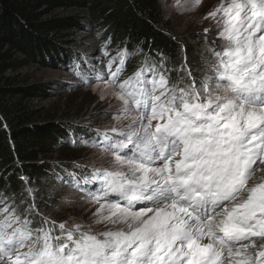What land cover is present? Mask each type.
Returning <instances> with one entry per match:
<instances>
[{"label": "snow or ice", "instance_id": "obj_1", "mask_svg": "<svg viewBox=\"0 0 264 264\" xmlns=\"http://www.w3.org/2000/svg\"><path fill=\"white\" fill-rule=\"evenodd\" d=\"M209 17L222 45L205 50L200 68L185 52L171 84L163 53L123 81V53L109 70L99 98L111 89L114 123L81 141L101 163L68 183L79 202L98 205L93 223L105 230L57 224L32 187L23 212L0 193V264H264V0H221ZM97 182V192L83 187Z\"/></svg>", "mask_w": 264, "mask_h": 264}, {"label": "trees", "instance_id": "obj_2", "mask_svg": "<svg viewBox=\"0 0 264 264\" xmlns=\"http://www.w3.org/2000/svg\"><path fill=\"white\" fill-rule=\"evenodd\" d=\"M85 30L96 32L108 72L119 65L120 53L124 61L129 59L121 79L143 65H156L163 53L167 59L161 71L171 84L178 76L171 69L183 62L185 52L191 65L200 68L204 63L198 60L199 53L220 48L207 36L180 41L159 0H0V193L8 203L18 201L23 212L27 206L21 204L23 189H37L35 203L57 224L61 221L52 215L59 200L54 190L69 183L70 173L82 178L74 171L79 160L75 138L88 132L73 125V116L67 114H74L77 107L59 108L52 102L55 89L33 83L30 70L64 67L68 62L70 66L78 33ZM108 45L115 52L111 57L105 49ZM73 70L82 75L80 65ZM54 176L62 177L63 183L53 181ZM24 198L33 199L27 194ZM31 218L33 228L41 226V217ZM54 233L59 235V229Z\"/></svg>", "mask_w": 264, "mask_h": 264}, {"label": "rangeland", "instance_id": "obj_3", "mask_svg": "<svg viewBox=\"0 0 264 264\" xmlns=\"http://www.w3.org/2000/svg\"><path fill=\"white\" fill-rule=\"evenodd\" d=\"M165 19L168 20L175 31L177 38L180 41L191 39L192 37H210L213 41L218 43L220 47L223 43L219 36L222 30V25H217L210 17L205 19V15L214 7L221 3V0H202L199 5L194 4V0H159ZM218 13V18H219ZM205 29H209L205 32ZM96 32H79L77 36L78 45L72 49L71 52V68L69 62L64 67L57 66L54 68L34 67L30 70L32 74L33 83H47L53 87V101L61 109L75 106L76 111L74 114L67 113L69 117L73 116V125L79 127L82 131L88 132L85 137H76L75 147L79 160L75 165L74 171L88 172L90 174L93 164L99 166L101 163L100 153L94 151L91 145L85 146L81 143L83 140H90L96 137V131H104L106 127L114 123L111 113L114 109L109 108V104L116 105L118 101L110 94L111 89H108L109 94L105 99L101 100V91L108 88L106 80L110 79L107 69L106 56L102 54V47L98 44ZM103 35V34H102ZM110 45L106 46L108 51L107 56L111 57L115 52L109 51ZM194 46L191 50L196 49ZM205 50L198 55V60L204 63L203 56ZM80 65V70L83 71L82 75L76 74L73 70L76 65ZM75 65V66H74ZM58 68V69H57ZM64 68V69H63ZM172 83V82H171ZM108 115H105V112ZM128 120L122 121L120 126H126ZM154 124V123H153ZM90 133H95L91 135ZM69 140L73 143L71 134ZM131 153H129L130 155ZM75 155V156H76ZM66 182H71V177H66ZM84 187V186H83ZM93 192H97L100 188L85 187ZM54 193L58 196V202L55 208L52 209L53 217L59 221H67L71 225L73 221L83 222L84 224L92 225L94 232L105 230L104 224L93 223V212L98 205L83 204L78 201V197L82 193H77L70 189L67 185L65 187L55 189ZM114 200V199H112ZM15 204H19L15 201ZM12 201V203H13ZM68 201H77L69 203ZM116 202V201H113ZM11 204V203H10ZM121 206H125L122 205ZM140 209H136L137 211ZM111 227V226H109ZM102 239V237H101Z\"/></svg>", "mask_w": 264, "mask_h": 264}, {"label": "bare ground", "instance_id": "obj_4", "mask_svg": "<svg viewBox=\"0 0 264 264\" xmlns=\"http://www.w3.org/2000/svg\"><path fill=\"white\" fill-rule=\"evenodd\" d=\"M248 251L254 253L255 250L253 248H249Z\"/></svg>", "mask_w": 264, "mask_h": 264}]
</instances>
